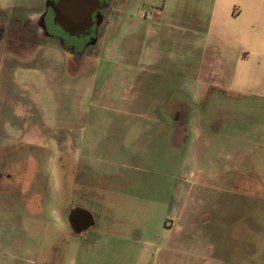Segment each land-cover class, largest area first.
I'll return each mask as SVG.
<instances>
[{"label": "rangeland", "instance_id": "1", "mask_svg": "<svg viewBox=\"0 0 264 264\" xmlns=\"http://www.w3.org/2000/svg\"><path fill=\"white\" fill-rule=\"evenodd\" d=\"M41 2L0 0V28ZM220 2L115 0L78 75L52 42L11 57L0 30V264H264V106L233 97L221 41L166 22L218 31Z\"/></svg>", "mask_w": 264, "mask_h": 264}, {"label": "flooded vegetation", "instance_id": "2", "mask_svg": "<svg viewBox=\"0 0 264 264\" xmlns=\"http://www.w3.org/2000/svg\"><path fill=\"white\" fill-rule=\"evenodd\" d=\"M114 3L115 0H42L35 15L22 11L20 16L18 10H13L4 29L0 28L5 33V46H11L9 54L17 58L29 56L44 43L52 42L69 57V72L78 75L87 68L85 62L94 59L95 51L103 46L107 30L115 21ZM170 122L172 143L179 136L186 142L192 138L184 115H173ZM200 132L205 134L207 130Z\"/></svg>", "mask_w": 264, "mask_h": 264}, {"label": "crops", "instance_id": "3", "mask_svg": "<svg viewBox=\"0 0 264 264\" xmlns=\"http://www.w3.org/2000/svg\"><path fill=\"white\" fill-rule=\"evenodd\" d=\"M217 8L214 18L219 24L218 31H212V20L199 23L193 19L186 25V14L167 17L166 22L221 41V65L228 62L231 67L226 82L233 97L238 103L252 107L251 110L264 106V0H221ZM221 81L225 82V78ZM251 192L256 200L264 199L259 189Z\"/></svg>", "mask_w": 264, "mask_h": 264}, {"label": "water", "instance_id": "4", "mask_svg": "<svg viewBox=\"0 0 264 264\" xmlns=\"http://www.w3.org/2000/svg\"><path fill=\"white\" fill-rule=\"evenodd\" d=\"M72 226L77 233L88 232L95 225L93 216L86 210L77 209L71 217Z\"/></svg>", "mask_w": 264, "mask_h": 264}]
</instances>
